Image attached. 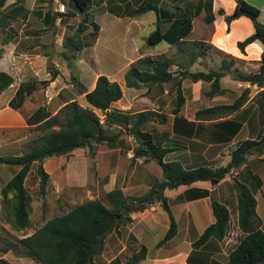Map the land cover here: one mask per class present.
<instances>
[{
    "label": "trees",
    "instance_id": "obj_1",
    "mask_svg": "<svg viewBox=\"0 0 264 264\" xmlns=\"http://www.w3.org/2000/svg\"><path fill=\"white\" fill-rule=\"evenodd\" d=\"M60 1L70 3L80 15L76 26L68 24L67 27L73 29V32L63 38L62 49L58 53L70 65L71 61H77L86 43L83 37L88 35L94 39L98 25L90 18V0ZM5 2L6 0H0L2 27L14 21L13 17L3 12ZM133 3L130 1L123 3L126 11L111 10V12L121 16H137L148 10L158 11L157 6L145 4L141 0L133 1ZM130 7H132L131 10H129ZM202 8L205 12L203 17L205 23H213L215 13L224 15L227 30L232 20L240 16L249 18L253 32L237 41L236 45L242 53H245V46L256 40L263 45L258 60V69L241 72L235 65L237 62H243L242 59L214 47L225 56L222 57L218 68L207 71L184 69L181 70L180 77H177L169 69L172 63L164 53H141L126 69L125 85L136 89L146 87V91L154 86L162 89L163 84L167 83L174 85L177 95L171 112L174 115L173 132L189 140L191 148L197 146L203 148L208 143H227L233 139L249 113V110L245 111L243 106L249 99L250 87L244 88L230 103L215 104L196 110L193 120H188L181 113L185 101L181 88L183 77H188L193 82H208L209 90L206 94L209 97L223 93L221 79L226 75H230L235 81L256 85L259 90L253 100L258 105L262 120L256 137L239 140L230 149L228 160L224 165L202 163L184 167L177 160L166 162L163 157L174 148L162 146L152 133L143 129V125L153 120L154 117H161V123H164L166 119L164 114L146 108L136 109L134 104L128 111L112 108V103L123 95L118 82L110 80L104 74H99L95 79L94 87L86 91L83 84L78 82L76 76L73 75L72 78L77 81L74 85L80 89L79 93H84L87 105L83 106L77 100L63 103L59 101V98H52L44 105L40 104L31 115H26L27 123L32 126V130L37 132V135L24 144L20 154L0 157V163L13 165L16 168L12 177L0 190L3 210L14 231L22 232L24 235L30 225L32 195L24 187V179L34 163L37 164L36 173L39 177L38 194L45 195L49 175L44 170L42 162L47 158L68 155L76 149H84L89 154H94L102 148L101 146L114 147L121 134L127 133L136 142L133 147V156L155 160L161 167L162 178L150 188L148 196L140 202L122 205L121 208L114 210L98 198L84 200L48 218L31 234L19 238V245L24 247L26 253L39 264H98L94 257L101 254L106 236L112 231H118L120 226L131 220L129 213L132 209L144 208L147 204L154 202H159L169 219L168 229L157 243V245L163 244L177 232V224L164 196V190L175 189L179 186L188 187L178 198L181 201L210 196L213 221L192 242L193 251L204 247L212 238L222 240L228 228V208L214 199L207 189L195 187L193 184L199 181L216 180L218 182L227 176H232L233 179L232 188L236 198L237 223L243 235L236 247L228 254L225 264H264V231L261 229V219L256 212V199L250 187L233 174L243 167L257 187L261 184L259 176L247 166V160L252 155L264 154V24L259 20L260 10L245 0H235L234 8L229 14H225L223 8L215 11L213 0H204ZM60 15L64 16L65 13H60ZM63 20L64 18H61L60 22ZM168 22L166 29L162 30L157 26L149 33L146 38L147 45L154 46L162 41L175 45L191 33V16L177 15ZM43 23L53 26V16L45 14ZM88 27L92 30L85 35L84 32ZM46 69L50 75L48 79L19 84L8 103L11 108L19 110L27 96L38 88H45L59 75L58 68L51 62L47 63ZM12 83L13 77L6 71L0 70V93ZM96 110H99L102 115ZM146 252V247L140 245L126 258L114 257L108 264H136L146 257ZM197 254L195 257L194 253H191L187 258L188 263L206 264L205 254ZM209 264L219 263L210 262Z\"/></svg>",
    "mask_w": 264,
    "mask_h": 264
},
{
    "label": "crops",
    "instance_id": "obj_2",
    "mask_svg": "<svg viewBox=\"0 0 264 264\" xmlns=\"http://www.w3.org/2000/svg\"><path fill=\"white\" fill-rule=\"evenodd\" d=\"M127 1L133 3V1L137 0H90V18L94 22L101 19L109 20L111 22V24H109L110 29L113 28L114 23L117 24L119 21H127L125 31L129 32L130 30H134L132 33H130V36L134 37L138 33V30L143 26L139 19L149 11L154 12L155 19L158 23L161 22V26L164 29H166L169 24L168 20L177 15L191 16V33L178 44H175L177 46L180 45V47L178 46L177 48L178 52L188 51V54H194L196 52H194V47H203L205 43V45H211L212 47L221 49L224 52L230 53L231 55L242 59L247 65L251 64V62L258 63L260 53L263 50V45L258 40L245 46V53H242L236 45L237 41L244 39L253 32L252 23L249 18L245 16H240L239 18L232 20L229 23L228 30L226 29L227 24L224 21V15L215 13V19L213 23H205L203 19L205 12L202 8L204 0H141L144 1L145 4L157 6L158 11L156 12L154 10H148L137 16H121L111 12V10L116 12L126 11V8L123 7V3ZM262 2V4H264V0ZM61 5L64 8L63 10L59 8ZM234 5L235 0H213L214 10L216 11L218 8H223L225 14H229L234 8ZM66 8L67 10H65ZM131 8L132 7H130L129 10H131ZM3 12L13 17L14 21L5 27H2L0 21V70L9 73L13 77V83L5 91L0 93V157L18 155L13 154V148L15 145H19L20 148L22 146L23 148L24 137H19L16 135L17 133L14 132L15 127H25L27 129L32 127L27 123L26 116H23L19 110L11 108L8 104L10 99L14 96L19 84L27 81H40L49 78L35 77L37 73L34 69V65L35 67L37 65H45L46 58L44 59V57L36 50L28 52V50L32 49V46L30 43L27 44L26 40H22V38L19 37V33L14 28V24L22 22L24 25H26L31 21V19L40 22L42 24V28L33 30V32H31L37 34L33 37H39V33L42 31L51 30L54 32L55 30L54 27L52 29V26L43 23L45 14L53 16L54 26L56 25L57 20L58 24H61V18H64L65 22L67 19L71 20L73 17L78 18V20L80 19L79 13L70 3L62 2L60 0H6ZM60 13H65V15L61 16ZM97 25L98 31L96 33V37L93 39V41H91V43L86 42L83 48L95 47V44L98 41L101 33L104 31V27L98 23ZM91 30V27H88L85 30V35ZM27 33L29 32L27 31ZM108 34L106 36L107 40L112 38V35L110 33ZM26 37H28V35ZM26 48L27 50L23 51L22 53L19 52L20 49ZM136 48V45L133 44V56H130L128 59H126L127 65H124L126 69L129 67L131 62L141 55V53L149 54L144 50V48ZM252 48L256 49V54L249 53L250 49ZM61 49L62 41L59 45L58 52H60ZM18 53L20 55H24L23 64L21 66L22 68H20L19 72L20 76L14 75L8 68L9 58L15 59V57L19 56ZM33 53H35V55H33ZM177 58H179V56ZM178 61L171 60V63L173 66L177 67ZM182 61V64H179L182 69H189L191 67L190 63H192V59H182ZM14 62L16 65L17 60ZM78 63L80 65L79 68H81L82 62L78 61ZM257 63L255 64L258 68L259 63ZM99 74L100 73L96 74L95 76H98ZM58 76L59 75H57L54 80L50 81L45 88H38L37 90H34L29 96L25 98V100L27 98H32L31 95L40 91V95L43 98L42 103H40L41 105L47 104L52 98H59V101L63 103L70 100H77L81 105H87L84 99V93H79V91L78 94L75 92L74 95H67V98L65 97L66 99L63 98L64 89H66L67 86L57 84ZM77 80L80 82L79 79ZM75 82L77 81H72L73 86L76 85ZM94 83L95 80L92 83L93 85L91 88L87 89L85 84L81 82L86 91L91 90L94 87ZM52 85L55 88H53ZM237 85L244 88L249 86L250 90L254 91L243 106V109L245 111L249 110V113L246 115L241 129L230 142L222 144L208 143L203 148L198 146L191 148L189 140L174 134V115L171 117L170 127L162 126L168 124V117H166L164 123H161V117H154L153 123L155 121L160 124V126L155 128L146 129L145 125L147 124L145 123L143 125V129L152 133L156 139L161 142L162 146L174 148L165 154L163 157L164 161L168 162L177 160L184 167L202 163L218 165L220 164V160L224 158L221 146L228 147V145H232V147H234L239 140H242H236V137L240 134L243 127L246 126V129L249 133V135L245 138L256 137V134L261 127L262 120L259 114L258 105L256 102H254L253 97L259 88H257L256 85H249L247 82L246 84H243L242 82L237 81ZM11 88L13 89L12 92L10 94H6V91ZM76 89H78V87ZM136 96L137 95H133L131 100H129L125 105H121V107H119L117 104L122 97L119 100L113 102L111 106L115 109L128 111L132 106V100H134ZM23 104L20 108L28 111V116L31 115V113L40 105L38 104L35 108L27 110L23 107ZM96 112L102 115L99 110H96ZM155 112L160 113L158 111ZM184 117L188 120H193L187 118L186 116ZM135 145V139L131 135L124 133L121 134L119 141H117L114 147L101 146L102 148L97 150L94 154H89L84 149H76L68 155L56 157V160L50 161L51 158L46 161L44 160L42 162V166L49 175L45 195L48 190V185L52 181V177L54 175L59 180V184H57L55 187L56 191L58 193H65L67 190H69L73 195H70V198H73L74 196L80 197V200L84 196V200L98 198L107 207L114 210H117L121 208L122 205L126 204L124 203V199H129L130 202L127 205L140 202L144 197L148 196L150 188L157 181L161 180L162 170L160 173V170H157L156 165H153V168L151 167L152 161H155L153 159H145L144 157L133 156V147ZM226 157L228 160V154ZM247 166L254 174L259 176L261 180L259 187L256 186L255 189L251 188L248 177L249 174H241L243 169H245L243 167L235 171L234 175H238V179L244 181L252 190L256 199V212L261 219V229L264 231V154L259 156H250L247 160ZM36 167V163L31 165V168L24 179V187L30 193L29 186L27 185L30 179V182L33 183L31 187H36L35 191L37 194H35V196L42 198L41 195L38 194L39 177L36 173ZM15 169L16 168L13 165L0 163V190L2 186L12 177ZM232 181L233 179L231 176V178H224L215 184H212L210 181H199L204 183L196 182L193 184L195 187L207 189L212 197L214 194L215 199L226 205L228 208V228L222 240H216L212 238L205 244L204 247L193 251L192 242H194L199 237L204 228L213 221L210 208V196L181 201L178 200V198L184 194V191L188 187L179 186L175 188V193L170 196L165 195V191L170 189L164 190V196L166 197L168 204L172 202L174 205L173 207L171 203L169 204L177 224L176 234L163 244L157 245V243L166 233L169 225L167 214L165 213L166 215L164 216L160 215L158 212L159 209H162L159 202L147 204L144 208L132 209L129 213L131 220L125 225L120 226L118 231H112L109 233L105 238L101 254L103 253V255L106 256V264H108V262L114 257H120L121 259H124L134 253L140 245H144L145 239L150 234V231L158 228L159 225H166V229L163 236L155 243V248L158 250L161 248V252L165 248H170L171 251L170 255L168 256L169 258H178L181 261V264H189L187 258L191 253H194L195 257H197V253H204L205 257L207 258L206 264H209L210 262L225 264L228 254L236 247L243 235L237 223L236 198L232 188ZM222 185H230L231 189L221 191L219 188ZM40 217H38V219H40ZM39 226L40 225L35 224L32 226L30 224L25 234L20 235L19 238L31 234ZM8 233L9 235L13 233V227L6 215L5 210H3L0 196V245L2 244L0 248V264H39L34 258L26 253L24 247L19 245L18 242H13L12 237L10 238ZM126 240L132 242L131 246H127ZM171 241H176V244L170 245L169 243ZM128 249L129 252H127ZM147 253L148 250L144 259L147 258ZM162 260L165 261V259ZM192 261H194L193 258Z\"/></svg>",
    "mask_w": 264,
    "mask_h": 264
},
{
    "label": "rangeland",
    "instance_id": "obj_3",
    "mask_svg": "<svg viewBox=\"0 0 264 264\" xmlns=\"http://www.w3.org/2000/svg\"><path fill=\"white\" fill-rule=\"evenodd\" d=\"M245 1L257 7L260 10L259 19L264 23V4H262L263 0H245ZM59 8L61 10L64 9L63 6H59ZM65 10H67V8ZM139 21L142 22L143 26L138 30V33L136 34L137 36L135 35L134 37L130 36V33H132L134 30H130L129 32L125 31L127 21H119L117 24L114 23L112 29H110L109 27V24H111L109 20L101 19L96 21L99 25L104 27V31L101 33L98 41L95 44V47L83 48L79 53L77 61L75 62L71 61L70 65L66 60H64L61 56L58 55L59 53L58 48L62 41V38H65L67 34H71L73 32V29L67 27L68 24H72V26H76L79 23L78 18L73 17L71 20L67 19L66 22L64 19L63 21H61V24H58V20H57L56 25L52 26V29L53 27L55 28L54 32L56 33L52 32L51 30H45L39 33V37H33L36 36L37 34L31 33L33 32V30L42 28V24L36 20L31 19V21L26 25H24L22 22L15 23L14 28L19 33V37L22 38V40H26L27 44L28 43L31 44L32 49L28 50V52L29 51L32 52L36 50L40 55L44 57V59L46 58L45 65L42 66L37 65L36 67L34 65V69L37 73L35 77L48 78L50 76L49 73H47V69H46L48 62H51L53 65L57 66L60 73L58 76L57 84L67 86L66 89H64L63 98L65 97L67 98V95H74L75 92L78 94L79 90L76 89L77 87L72 85V81H74V79L72 78L74 77L73 75H75L80 82L85 84L87 89H90L91 86L93 85L92 83L97 77L95 75L98 73L104 74L108 76L111 80L118 82L123 90V96L120 99L119 103L117 104L119 107H121V105H125L129 100H131L133 95H137L134 98V100H132V104H134L136 109L146 108L148 110L158 111L160 112V114H164L166 117H168L169 122L168 124L162 126L170 127V122L172 117L171 112L175 105L176 95H177V91L174 85L170 83L163 84L162 89L159 88L158 86H154L149 91H146L147 90L146 87H142L143 89L142 88L136 89V88L127 87L125 85L124 73L126 71V67L124 65H127L126 59H128L130 56H133V44L136 45L137 47L136 49L144 48V50L147 51V53L149 54L164 53L172 61L179 60L177 63V67L173 66L172 64L169 67V69L172 72H174L177 77H180L181 70H184L179 66V64L180 63L182 64L183 62L182 59L183 60L192 59V63H190L191 67L188 69L190 71H198V70L207 71L209 69L218 68L222 57L225 56L219 53L217 50H215L214 47H212L211 45L210 46L205 45V43L203 47L202 46L194 47V52L196 51L194 54L192 53L188 54V51L178 52L177 48L178 46L180 47V45L178 46L169 45L164 41L158 43L157 45L149 46L146 43V38L149 35V33H151V31H153L157 26H159L162 30L164 28L161 26V22L158 23L157 20L155 19V14L153 11L147 12L145 15L142 16V18L139 19ZM27 31L29 33H27ZM108 33L112 35V38L109 40L106 39ZM27 35L28 37H26ZM83 39L88 43H91V41H93V39L88 35L84 36ZM25 50H27V48L20 49L19 52L22 53ZM249 53L256 54V49L254 48L250 49ZM33 55H35V53H33ZM178 56L179 58H177ZM23 58H24L23 54L22 55L19 54V56L15 57V59L9 58L8 68L14 75L20 76L19 72H20V68H22L21 66L23 64ZM15 60H17L16 65L14 62ZM78 61L82 62L81 68H79L80 65ZM255 63L257 62H251V64L247 65L245 64V62H237L236 66L239 68L241 72H250V71H256L258 69ZM78 85H80V83ZM221 87L224 89V93L220 95H215L213 97H209L206 94V92L209 90L208 82L205 81L193 82L188 77H183L181 79V88L185 101L181 108L182 114L187 118L193 119L196 110L215 104L230 103L244 89V87H239L237 85V81L233 80L230 77V75H226L225 77H223V79H221ZM12 90H13L12 88L7 90L6 94H10ZM253 91L254 90H250L249 96L252 95ZM40 94L41 92L38 91L35 92L33 95H31L32 98H27L23 104V107L27 110H31L32 108H35L38 104L42 103L43 98ZM19 112L23 116H26L29 113L28 111L22 108L19 109ZM146 124H147L145 125L146 129L160 126V124L155 121L153 123V120L148 121ZM246 128H247L246 126L243 127L240 134L236 137V140L243 139L249 135ZM14 132L17 133L16 134L17 136L24 137L23 146L28 140H30L32 137L37 135V132L32 130V127H29L28 129L25 127H20V128L15 127ZM231 147L232 145H228V147L221 146V150L224 155V158L219 162L221 165H224L227 162L226 155L229 153ZM20 149H22V146L20 148L19 145H15L13 148V154H19ZM46 160H49V158L45 159V161ZM51 160H56V157H51L50 161ZM153 165H156L157 170H160L159 172L161 173V169L155 161H152V165H151L152 168ZM241 174L243 175L248 174L247 170L243 169ZM227 177L231 178V176H227ZM248 177L251 188L255 189L256 187L255 181L249 175ZM198 183H204V182H198ZM57 184H59V180L57 179L56 176L53 175L52 181L48 185V190L46 195L41 196L42 198H40L35 196V194H37V192L35 191L36 187H31L33 183H31L29 179L27 185L29 186L30 193L32 194V201H31L32 210L30 212V224L32 226H34V224L41 225L48 218L56 214H59L62 211L68 210L69 208L75 206L77 203L85 199V196L81 200L79 199L80 197H76V196L70 198L72 192L69 190H67L65 193H58L55 189ZM219 189L223 191L226 189H231V187L230 185H226V186L222 185ZM173 193H175V189H170L165 191L166 196H170ZM213 198L215 199L214 194H213ZM129 202H130L129 199H124V203H126L125 205H127ZM170 203L172 204V202ZM172 206L174 207L173 204ZM158 212L160 215H164V216L166 215L162 209H159ZM38 217H40V219H38ZM165 229H166V225L165 226L159 225L158 228L150 231V234L146 237L144 242V245L147 247L148 250L147 258L139 261L136 264H181V261L178 258L171 259L168 257L171 251L170 248H165L164 250L162 249L163 250L162 252H161V248L159 250L155 248V243L163 236ZM22 234H23L22 232L14 231V229H13V233H11L10 235L8 233L9 237L10 238L12 237L13 242H18L19 236ZM126 241H127L126 242L127 246L128 247L131 246L132 242H130L129 240ZM175 242L176 241H171L169 244L174 245L176 244ZM1 246L2 244L0 245V248ZM127 252H129V249L127 250ZM105 259L106 256L103 255V253L94 257V260L98 264H106ZM162 259H165V261H163Z\"/></svg>",
    "mask_w": 264,
    "mask_h": 264
},
{
    "label": "water",
    "instance_id": "obj_4",
    "mask_svg": "<svg viewBox=\"0 0 264 264\" xmlns=\"http://www.w3.org/2000/svg\"><path fill=\"white\" fill-rule=\"evenodd\" d=\"M212 184H215V183H217V181L216 180H212V181H210Z\"/></svg>",
    "mask_w": 264,
    "mask_h": 264
},
{
    "label": "built area",
    "instance_id": "obj_5",
    "mask_svg": "<svg viewBox=\"0 0 264 264\" xmlns=\"http://www.w3.org/2000/svg\"><path fill=\"white\" fill-rule=\"evenodd\" d=\"M62 6V5H61Z\"/></svg>",
    "mask_w": 264,
    "mask_h": 264
}]
</instances>
